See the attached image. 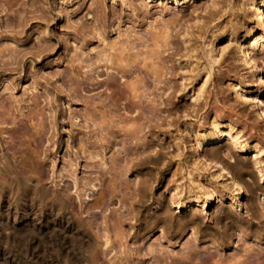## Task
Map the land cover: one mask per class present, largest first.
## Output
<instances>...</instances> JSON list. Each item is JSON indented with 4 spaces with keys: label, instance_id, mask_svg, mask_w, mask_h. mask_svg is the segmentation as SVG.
Segmentation results:
<instances>
[{
    "label": "rangeland",
    "instance_id": "rangeland-1",
    "mask_svg": "<svg viewBox=\"0 0 264 264\" xmlns=\"http://www.w3.org/2000/svg\"><path fill=\"white\" fill-rule=\"evenodd\" d=\"M258 10L0 0V264H264Z\"/></svg>",
    "mask_w": 264,
    "mask_h": 264
},
{
    "label": "bare ground",
    "instance_id": "bare-ground-1",
    "mask_svg": "<svg viewBox=\"0 0 264 264\" xmlns=\"http://www.w3.org/2000/svg\"><path fill=\"white\" fill-rule=\"evenodd\" d=\"M254 20L257 24H260V25H263L264 24V10H258L255 15H254ZM251 39L248 38L245 42H244V46L242 48V50H247L248 48H250V45H251ZM213 109V108H212ZM220 134H218L217 136L214 135V137H207V138H201V139H206L204 141H200L199 140V143L198 145H200L201 143H207L209 141H217L219 139V136L220 135H225L226 132L225 130H220L219 132ZM242 191L240 190V192L238 193V195H242Z\"/></svg>",
    "mask_w": 264,
    "mask_h": 264
}]
</instances>
